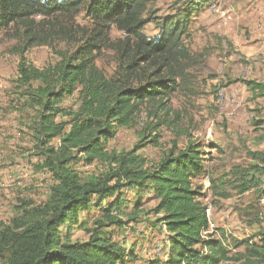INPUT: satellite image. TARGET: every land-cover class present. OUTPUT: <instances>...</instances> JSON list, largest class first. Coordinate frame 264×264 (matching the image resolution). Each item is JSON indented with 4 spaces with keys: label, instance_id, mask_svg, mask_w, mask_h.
Wrapping results in <instances>:
<instances>
[{
    "label": "trees",
    "instance_id": "1",
    "mask_svg": "<svg viewBox=\"0 0 264 264\" xmlns=\"http://www.w3.org/2000/svg\"><path fill=\"white\" fill-rule=\"evenodd\" d=\"M210 1L182 0L170 16L159 18L147 7L148 0H0V29L17 40L19 99L14 107L28 112L21 125L31 135L36 167L52 179L46 200L22 202L10 222L0 224V264H132L134 246L126 248L116 240L118 229L131 221L166 234L167 258L153 264L264 263V230L256 242L236 243L244 250L233 255L220 238L201 236L209 226L205 194L195 184L208 174L201 142L188 140L181 148L173 143L151 163L137 153L146 143L156 145L159 128L178 118L171 96L179 86L183 60L189 59L190 23ZM79 17L84 24L77 22ZM150 22L156 28L151 36L144 31ZM113 27L122 31L121 37H111ZM55 42L72 48L53 47L56 61L42 68L26 60L29 48H52ZM106 50L114 60L109 73L96 64ZM232 81L246 86L249 100L264 99L263 81ZM75 92L76 108L62 106ZM142 112L139 142L128 151L108 150L118 128H132ZM250 153L255 163L231 169V181L208 176L211 195L228 197L221 189L228 184L243 193L259 183L264 151ZM95 162L105 170L79 169ZM122 190L134 194L130 211ZM146 192L154 205L142 210L140 198ZM93 206L101 213L88 226L81 217ZM76 230L86 239L73 238Z\"/></svg>",
    "mask_w": 264,
    "mask_h": 264
},
{
    "label": "rangeland",
    "instance_id": "2",
    "mask_svg": "<svg viewBox=\"0 0 264 264\" xmlns=\"http://www.w3.org/2000/svg\"><path fill=\"white\" fill-rule=\"evenodd\" d=\"M181 1L148 0L147 7L152 6L151 11L159 18H167ZM77 22L85 23L80 17ZM189 29V59L183 60L185 68L171 96V106L179 114L178 118L174 124L159 128L156 145L146 143L137 153L151 163L173 143L179 148L188 140L202 143L208 174L196 179L195 184L201 185L205 194L202 202L209 226L201 231V236L207 238L210 234L220 238L233 255L244 250V245L236 247V243L256 242L259 239L256 235L264 230V196L261 195L264 175H258L259 183L243 193H238L230 184L221 187L228 197L211 195L208 176L231 181V169L249 167L255 163L250 152L264 151L261 129L264 128V99L249 100L246 86L241 81H232L246 78L264 82V0H211L192 16ZM144 31L149 36L155 34L154 23L146 24ZM121 36L122 31L113 27L111 37ZM16 45L12 32L0 29V224L10 222L22 202L32 200L38 204L46 200L52 184L51 177L37 169L38 157L32 150L31 135L27 127L21 125L26 121L22 114L28 112L15 109L19 99L15 87L19 59ZM53 47L71 49L72 44L55 42L52 48L34 46L24 56L30 64L42 68L56 61ZM96 64L106 73L111 72L113 54L106 50ZM77 104L76 92L61 102L62 106L72 108ZM144 119L142 112L132 128H118L108 141L107 149H132L140 140L138 132ZM145 141L147 139L142 143ZM79 169L98 173L105 170V165L95 162ZM233 179L238 182L237 173ZM122 193L125 210L130 211L134 194L128 190ZM149 196L146 192L140 198L142 210L154 205L153 200H148ZM100 213V208L93 206L81 218L87 220L88 226H94L92 221ZM124 215L121 214V218L124 219ZM155 229L157 233L141 221H131L118 229L116 240L123 242L126 248L134 246L136 258L132 264H153L155 260L167 258L163 247L167 242L166 234L161 228ZM86 237L81 230L73 234V238L80 240ZM242 262L243 259L236 264Z\"/></svg>",
    "mask_w": 264,
    "mask_h": 264
},
{
    "label": "crops",
    "instance_id": "3",
    "mask_svg": "<svg viewBox=\"0 0 264 264\" xmlns=\"http://www.w3.org/2000/svg\"><path fill=\"white\" fill-rule=\"evenodd\" d=\"M161 259L165 260V259H166V257H165V258H161Z\"/></svg>",
    "mask_w": 264,
    "mask_h": 264
},
{
    "label": "clouds",
    "instance_id": "4",
    "mask_svg": "<svg viewBox=\"0 0 264 264\" xmlns=\"http://www.w3.org/2000/svg\"><path fill=\"white\" fill-rule=\"evenodd\" d=\"M208 228V227H207ZM210 235V234H209ZM209 235H208V237H209Z\"/></svg>",
    "mask_w": 264,
    "mask_h": 264
},
{
    "label": "built area",
    "instance_id": "5",
    "mask_svg": "<svg viewBox=\"0 0 264 264\" xmlns=\"http://www.w3.org/2000/svg\"><path fill=\"white\" fill-rule=\"evenodd\" d=\"M211 228V227H210ZM213 230V229H212Z\"/></svg>",
    "mask_w": 264,
    "mask_h": 264
}]
</instances>
